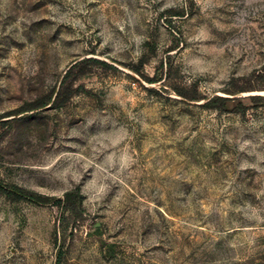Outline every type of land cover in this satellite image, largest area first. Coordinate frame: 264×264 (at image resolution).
Here are the masks:
<instances>
[{
	"label": "rangeland",
	"instance_id": "1",
	"mask_svg": "<svg viewBox=\"0 0 264 264\" xmlns=\"http://www.w3.org/2000/svg\"><path fill=\"white\" fill-rule=\"evenodd\" d=\"M0 184V264H264V0H0Z\"/></svg>",
	"mask_w": 264,
	"mask_h": 264
},
{
	"label": "trees",
	"instance_id": "2",
	"mask_svg": "<svg viewBox=\"0 0 264 264\" xmlns=\"http://www.w3.org/2000/svg\"><path fill=\"white\" fill-rule=\"evenodd\" d=\"M92 63H99L98 61H91ZM85 63H88L87 61H84L83 63L81 64H85ZM63 89H61L59 91V93L57 94L56 98H55V102L57 103L58 100L61 99L62 95H64V92L62 91ZM69 96V94H68ZM66 96V98L68 97ZM65 97V95H64ZM0 192L1 193H4L6 194L7 196H11L12 198H28V199H31V200H35V201H38V202H44L45 200L34 194L33 192H30L26 189H21L19 187H15V186H11L10 188L6 187V186H2L0 184ZM64 205H65V208H67L68 210H70L71 212H74L75 211V200L73 198V196L71 195V193H67L65 195V200L63 201Z\"/></svg>",
	"mask_w": 264,
	"mask_h": 264
}]
</instances>
